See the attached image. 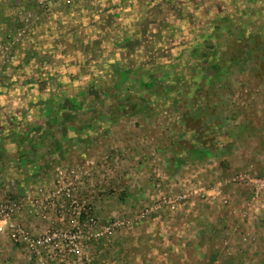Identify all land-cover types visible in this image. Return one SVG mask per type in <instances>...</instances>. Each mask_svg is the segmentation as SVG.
<instances>
[{"label": "rangeland", "instance_id": "1", "mask_svg": "<svg viewBox=\"0 0 264 264\" xmlns=\"http://www.w3.org/2000/svg\"><path fill=\"white\" fill-rule=\"evenodd\" d=\"M0 48L2 195L77 184L91 264H264V0H0Z\"/></svg>", "mask_w": 264, "mask_h": 264}, {"label": "built area", "instance_id": "2", "mask_svg": "<svg viewBox=\"0 0 264 264\" xmlns=\"http://www.w3.org/2000/svg\"><path fill=\"white\" fill-rule=\"evenodd\" d=\"M73 175L76 182H80L83 175L88 176L87 172L81 173V178ZM56 179V184L28 192L24 199L0 193V237L23 248L31 264H91V245L111 238L125 224L113 220L106 226H100L94 207L83 199L75 198L77 184L64 180L60 172ZM186 182L190 186L191 183ZM251 191L256 197L264 191V172ZM214 194L207 195V190L198 185L194 190L192 188L185 194H179L176 201L181 203L197 196L205 202L210 199L213 203L221 192L217 190ZM23 204L29 206V214L45 222L46 227L40 234L28 230L21 222Z\"/></svg>", "mask_w": 264, "mask_h": 264}, {"label": "crops", "instance_id": "3", "mask_svg": "<svg viewBox=\"0 0 264 264\" xmlns=\"http://www.w3.org/2000/svg\"><path fill=\"white\" fill-rule=\"evenodd\" d=\"M0 141H1V143H0V154H3L4 152L1 151V147H2V146H5V144L3 143L2 139H1ZM6 142H7V141H6ZM1 144H2V146H1ZM2 148H3V147H2ZM12 153H13V152H12ZM16 164H17V163H16ZM14 165H15V163H14ZM15 167H17V166L15 165ZM10 168H12V165H11ZM13 173H14V172H13ZM16 177H17V178L19 177V172H17ZM20 189L23 190V188L20 187V188H19V191H21ZM19 191H18V192H19Z\"/></svg>", "mask_w": 264, "mask_h": 264}]
</instances>
